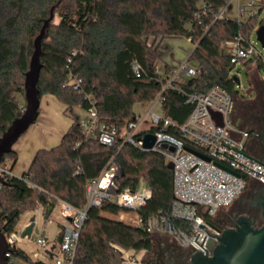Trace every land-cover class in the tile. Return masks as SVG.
I'll use <instances>...</instances> for the list:
<instances>
[{
  "label": "trees",
  "instance_id": "obj_1",
  "mask_svg": "<svg viewBox=\"0 0 264 264\" xmlns=\"http://www.w3.org/2000/svg\"><path fill=\"white\" fill-rule=\"evenodd\" d=\"M226 0H0V136L23 113L18 95L23 94L25 73L33 52V40L54 7V18L43 40V55L38 88L40 96L53 95L70 114L72 124L58 146L39 150L29 169L12 176L0 189V215L7 233L17 231L21 216L43 207L50 216L57 200L79 210L87 205V185L100 175L115 157L121 168L116 180L118 190H137L141 182L152 190V197L140 210L146 219L167 212L173 201V172L166 158L157 152L142 151L124 143L128 125L135 121V105L154 100L173 67L156 68L162 57L164 39L186 37L196 46L189 59L197 61L203 73L176 84L164 93V114L182 124L193 110L186 104L190 92L206 93L212 86L225 88L235 98L237 80L231 76L234 65L227 46H246L254 31L264 26V2L258 1L256 16L237 20L217 18ZM138 63L140 77L132 65ZM264 69V63L251 58ZM73 78L82 81L79 90ZM180 87V90L176 87ZM94 102L98 124L115 126L119 136L112 146L100 143L97 136L85 138L81 127L83 114ZM18 160L13 151L5 156ZM122 208L107 204L90 208L80 232L73 264H126L132 257L153 251L152 234L143 227L127 225L117 215ZM63 234L59 233L60 245ZM12 264L33 260L23 248L11 255Z\"/></svg>",
  "mask_w": 264,
  "mask_h": 264
},
{
  "label": "built area",
  "instance_id": "obj_2",
  "mask_svg": "<svg viewBox=\"0 0 264 264\" xmlns=\"http://www.w3.org/2000/svg\"><path fill=\"white\" fill-rule=\"evenodd\" d=\"M226 2L217 18H232L230 8L233 4L236 5L237 12L234 19L237 20L243 19V16H256L259 12L255 0H226ZM240 40L239 36L238 43L227 46L232 54L231 63L234 66L241 60L251 58H257L264 63V50H260L253 39L246 46H241ZM190 55L184 62L173 66V71L167 77L166 84L163 85L154 100L148 103H138L140 106H146L145 112L137 113L135 111V121L128 125L123 135L124 143H130L142 151L160 153L166 158L167 164L173 163L174 198L169 210L167 212L160 211L144 219L140 210L151 199L152 190L144 181L135 191L129 188L118 190L116 180L122 172L113 157L100 175L88 183L87 205L84 210H79L65 201L57 200L56 207H60L58 221L62 226L59 233L63 234V239L57 250L47 247V241L42 235L41 229L35 239H33V235L21 237L22 231L30 224V220L21 230L17 229L16 233L8 234L7 241L11 248L33 244L38 249L47 248L51 253L49 255L52 257L53 264H73L80 232L88 210L92 207L101 209L107 204H113L122 208L123 211L117 215L107 212L101 214L108 218H119L118 221L133 227H143L145 230L147 228V232L168 237L172 242L194 252L201 251L206 254L207 250V254H212L210 244L217 245L219 243L217 237L222 235V231L215 224L217 214L230 207L252 182H258L264 186V165L235 151L238 150L251 157L248 132L235 124L236 98L225 88L214 85L206 93L195 91L188 93L186 104L192 105L193 110L182 124L164 114L162 104L165 100V91L176 84L185 83L186 81L178 79L180 76L192 79L203 73L201 64L191 61ZM132 69L135 76L140 77L139 64L133 63ZM156 70L162 73L158 68ZM81 83L82 81L77 78H73L71 81L75 90H79ZM176 88L180 90V87ZM89 101L91 106L84 113L80 123L85 138L97 136L101 144L114 145L119 136L118 129L106 124L99 125L95 104L90 99ZM156 107L159 108L160 113L153 112ZM213 113L217 115L218 119L222 118V125L213 117ZM149 115H151L150 119H148ZM148 122H150L152 130L139 132L143 124ZM147 134H153L156 137V144L150 150L143 147V138ZM164 145L167 147L164 148ZM187 148L202 154L209 160L187 150ZM0 173L5 182L14 176L10 169L4 167L3 164H0ZM3 186L4 184H0V189ZM33 215L36 217L37 226L40 223L38 216L41 219L45 216L43 207L40 206ZM51 217L52 215L48 216L47 220ZM200 224L204 225V228L199 227ZM11 255L7 253L10 264H12ZM126 258V264L135 261V258L129 253L126 254Z\"/></svg>",
  "mask_w": 264,
  "mask_h": 264
},
{
  "label": "water",
  "instance_id": "obj_3",
  "mask_svg": "<svg viewBox=\"0 0 264 264\" xmlns=\"http://www.w3.org/2000/svg\"><path fill=\"white\" fill-rule=\"evenodd\" d=\"M53 18H54V7L51 8L49 18H47L44 21L43 26L40 29V32L37 34V36L33 41V52L29 62V69L25 73V81L23 86L24 99H25V106L23 113L21 114V116L13 120V122L9 125L7 130L0 136V164L4 163L5 156L7 154L14 151L15 144L18 142L21 136L24 135L29 130L31 125L36 122L39 116L41 96H40L38 84L40 80L41 70L43 68V65L41 63V58L43 55L42 43L43 40L46 38L48 27L52 22ZM256 35H257V40L260 42L262 49L264 50V26L260 27L257 30ZM213 117H215L218 123L222 125L221 117H219L218 119L215 113H213ZM155 144H156V137L153 134H147L144 136L143 147L145 149L150 150L155 146ZM163 147L166 148L167 146L164 145ZM187 150L209 160L208 158L202 156V154L190 148H187ZM235 151L256 161L255 159L239 152L238 150ZM256 162L264 165L259 161ZM167 166L171 170L174 167L173 163L171 162L168 163ZM5 183L6 182L2 179L0 173V184H5ZM261 206H262V218L264 220V201L261 203ZM47 218L48 216L45 215L44 219L46 220ZM1 222L2 219L0 215V224ZM256 225L257 222L253 221L251 218L241 217L236 222L235 228L225 229L224 231H222L221 237L215 236L218 238L219 243L215 246L213 243L210 244V248L212 249L211 255L207 254L206 249H205L206 254H204L201 251L194 252L190 256L188 264H264V224L260 227ZM199 227L204 228V225L200 224ZM34 232L37 235L40 234V229L36 226V217L33 215L30 218V224L22 231L21 237L22 238H25L26 236L31 237ZM204 240L202 242V245L204 243ZM202 245L200 246L202 247ZM15 250H16L15 247L11 248L9 246L6 235L2 230H0V264H10V260L9 257L7 256V253L14 254Z\"/></svg>",
  "mask_w": 264,
  "mask_h": 264
},
{
  "label": "rangeland",
  "instance_id": "obj_4",
  "mask_svg": "<svg viewBox=\"0 0 264 264\" xmlns=\"http://www.w3.org/2000/svg\"><path fill=\"white\" fill-rule=\"evenodd\" d=\"M256 2L264 0H255ZM243 18H247V16H243ZM261 19H264V10L261 14ZM257 28L253 33L252 39L253 42L256 43L258 48L262 50V46L260 42L257 40ZM35 39V38H34ZM164 49L162 48L163 57H161L160 62L157 65V68L159 71H163L164 65L168 64L169 66L173 67L177 64L184 62L188 54L192 52L194 49V45L191 41H189L186 37H180V38H169L164 39L162 43L165 41ZM34 41V40H33ZM161 43V45H162ZM252 76L253 83V74L250 73L249 66L246 64V60H241L239 63L234 66L233 70L231 71V76L237 79V84L235 87V90L237 91V97H249V94L251 92V85H250V79L249 76ZM261 75L264 76V70H261ZM181 81H187L188 77H182L180 76L178 78ZM24 86V84H23ZM22 86L23 94L24 89ZM19 100L22 103V107L25 106V99L24 96L19 94L18 95ZM251 98H255V93L251 92ZM146 106H140L139 104L135 105V111L137 113H143L145 112ZM75 112L77 114H83V111L81 109H76ZM155 113H160L159 108L156 107L154 109ZM151 118V115L148 116V119ZM72 124V118L70 114L65 113L64 105L53 95H44L41 97V105L39 110V116L34 124L31 125L29 130L21 136V138L18 140V142L14 146V151L18 153V160L15 163L13 169L15 172L19 174H23L27 171V168L31 164L34 156L36 153L41 149H51L53 147H56L60 144L62 137L65 135V133L68 131L69 127ZM144 130H152L150 126V122L143 124V126L140 128L139 132ZM3 166L6 168H10L13 166V161L10 158H7ZM60 207L57 206L54 215L55 219L53 220V223L51 225H45L46 223L44 217L42 219L38 216L40 223L37 224V227L41 229L46 228L48 232L55 233L59 228H62L61 225L57 222L58 212ZM32 211L24 213L18 224L17 229L21 230L24 226L22 222L24 223L29 222ZM34 213V212H33ZM37 237V234L33 233V239ZM153 238V248L156 250L165 249L169 246H173L175 243L172 242L168 237L161 236L159 234H152ZM28 247V245H27ZM21 248V247H20ZM30 248V247H28ZM43 249L40 250L39 253H43ZM151 253L150 254H144L143 257H139V255L134 256L135 260L134 262H128V264H149L151 261ZM36 260V259H35Z\"/></svg>",
  "mask_w": 264,
  "mask_h": 264
},
{
  "label": "flooded vegetation",
  "instance_id": "obj_5",
  "mask_svg": "<svg viewBox=\"0 0 264 264\" xmlns=\"http://www.w3.org/2000/svg\"><path fill=\"white\" fill-rule=\"evenodd\" d=\"M250 85L255 98H251V92L249 97H236L234 120L240 129L248 132L251 157L264 164V84L253 80ZM263 201L264 186L258 182H252L230 207L217 214L215 224L224 231L235 228L236 222L241 217H249L257 222L256 226L260 227L264 224L261 206ZM0 230L6 237L8 236L6 221L2 220ZM193 253V250L183 248L176 243L165 249L153 248L149 264H188Z\"/></svg>",
  "mask_w": 264,
  "mask_h": 264
},
{
  "label": "crops",
  "instance_id": "obj_6",
  "mask_svg": "<svg viewBox=\"0 0 264 264\" xmlns=\"http://www.w3.org/2000/svg\"><path fill=\"white\" fill-rule=\"evenodd\" d=\"M231 10H230V16L232 17V18H235L236 17V15H237V12H236V5L235 4H233L232 6H231V8H230ZM243 19H245V18H243ZM189 41H191L190 39H188ZM166 41L167 40H165L163 43H162V48L164 49L165 47H164V44L166 43ZM194 45V44H193ZM193 51V50H192ZM165 53V50H164V52H162V57H163V54ZM190 55V53L188 54V56ZM248 66H249V69H250V73H252L253 74V76H254V78H253V80H256V81H258V82H260V83H263L264 84V76H262L261 75V70L262 69H260V68H258L257 67V65L255 64V63H249V64H247ZM264 70V69H263ZM249 79H250V82L252 81V76H251V74H250V76H249ZM252 84V83H251ZM252 87V86H251ZM64 108H65V106H64ZM35 157V156H34ZM34 159V158H33ZM33 161V160H32ZM30 166V165H29ZM29 169V167L27 168V170ZM12 174L14 175V176H17V177H20V176H22L21 174H19V173H17V172H15L14 171V169H12ZM34 212V211H33ZM33 212L31 213V214H33ZM52 215V217L50 218V219H46L45 220V222L46 223H44L43 222V224L45 225V227H47V225H51L52 223H53V220L55 219V215H54V212L51 214ZM57 222L59 223V225H61V223L58 221V217H57ZM22 224H24V225H26L27 223H24V221L22 222ZM44 227V229H42L43 231H41L42 232V235L44 236V238L46 239V241H47V247H50L52 250H57L58 248H59V243H58V235H59V232H60V228L57 230V232H55V233H51V232H48L47 230H46V228ZM27 245H28V247H30V248H28L27 247ZM21 248H23V250L24 251H26L29 255H30V257L33 259V260H42V261H44V262H46V263H48V264H53V262H52V257L49 255V254H51L50 253V251L49 250H47V248L46 249H44V251H43V253H39L38 254V252H40V250L41 249H38L35 245H33V244H26V245H24V246H21ZM143 255L144 254H139V257H143ZM136 261V260H135ZM132 263V262H131ZM17 264H30L28 261H26V260H24V259H21V260H19L18 261V263Z\"/></svg>",
  "mask_w": 264,
  "mask_h": 264
}]
</instances>
